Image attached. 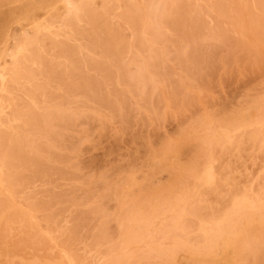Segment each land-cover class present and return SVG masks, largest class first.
<instances>
[{
  "label": "rangeland",
  "instance_id": "obj_1",
  "mask_svg": "<svg viewBox=\"0 0 264 264\" xmlns=\"http://www.w3.org/2000/svg\"><path fill=\"white\" fill-rule=\"evenodd\" d=\"M73 1L0 0V264H264V0Z\"/></svg>",
  "mask_w": 264,
  "mask_h": 264
},
{
  "label": "bare ground",
  "instance_id": "obj_2",
  "mask_svg": "<svg viewBox=\"0 0 264 264\" xmlns=\"http://www.w3.org/2000/svg\"><path fill=\"white\" fill-rule=\"evenodd\" d=\"M102 1H103V0H102ZM109 1H111V0H109ZM176 1H177V0H176ZM205 1H206V0H205ZM91 3H92V2H91ZM93 3H94V2H93ZM102 3H103V2H102ZM177 3H178V2H177ZM67 4H68V5L70 6V8H71L70 10H73L75 13L81 11V10H82V6L84 5V4H83V5L80 6L77 2H74L73 0H67ZM90 5H91V4H90ZM93 5H94V4H93ZM98 5H103V4H98ZM224 5H225V4H224ZM88 6H89V5H87V7H88ZM169 6H170V5H169ZM179 6H180V5H178L177 7H179ZM181 6H182V5H181ZM89 7H91V6H89ZM116 7H117V6H116ZM97 8H98V7H97ZM83 9H84V8H83ZM98 9H99V8H98ZM167 10H168V9H167ZM84 11H87V12H88L87 9L84 10ZM172 11H173V10H172ZM87 12H86V14H87ZM100 12H101V11H100ZM166 12H168V11H166ZM71 13H72V12H71ZM79 13H80V12H79ZM94 13H95V11H94ZM183 13H184V12H183ZM82 14H84V13H83V10H82ZM101 14H104V13L101 12ZM125 14H126V13H125ZM70 15H71V14H70ZM130 15H132V14H130ZM170 15L172 16L171 11H170ZM185 15H186V14H185ZM86 16H87V15H86ZM98 16H100V14H98ZM102 16H103V15H102ZM104 16H105V15H104ZM108 16H110V15L107 14V18H106V16H105L104 18H105V19H109ZM136 16H137V15H136ZM136 16H135V17H136ZM87 17H88V16H87ZM129 17H131V16H129ZM133 17H134V16H133ZM224 17H225V16H224ZM83 18L86 19L85 17H83ZM83 18L81 17L80 19H83ZM97 18H98V17H97ZM97 18H96V19H97ZM99 18H101V17H99ZM99 18H98V19H99ZM123 18H124V17H123ZM169 18H170V17H169ZM87 19H88V18H87ZM125 19H126V18H125ZM231 19H232V18H231ZM132 20H133V19H132ZM140 20H141V18H140ZM165 20H166V19H165ZM170 20H171V19H170ZM85 21H86V20H85ZM125 21H126V20H125ZM136 21H137V19H136ZM86 22H87V21H86ZM95 22H96V21H95V19H94V23H95ZM108 22H109V21H108ZM108 22H107V24H108ZM110 22H111V21H110ZM110 22H109V23H110ZM168 22H169V21H168ZM94 23H93V27H94ZM105 23H106V22H104V21H103V23H101L102 25L104 24V26H102V27H105ZM130 23H132V22H130ZM134 23L136 24V22H134ZM97 24H98V23H97ZM166 24H167V23H166ZM56 25H57V24H56ZM132 25H133V24H132ZM132 25H131V26H132ZM51 26H52V25H51ZM91 26H92V25H91ZM96 26L98 27V25H96ZM109 26H110V25H109ZM68 27H69V26H68ZM71 28H72V27H71ZM83 28H84V27H83ZM85 28H87V27H85ZM85 28H84V29H85ZM95 28H96V27H95ZM98 28H99V27H98ZM131 28H132V27H131ZM72 29H73V28H72ZM74 29H75V28H74ZM88 29H89V28H88ZM93 29H94V28H93ZM93 29H91V30L93 31ZM96 29H97V28H96ZM78 30H79V29H78ZM80 30H81V29H80ZM132 30H134V29L132 28ZM135 30H136V29H135ZM177 30H178V29H177ZM111 31H113V30H111ZM114 31H115V30H114ZM147 31H148V30H147ZM97 32H98V31H97ZM97 32H96V33H97ZM108 32H109V31H108ZM132 32H133V31H132ZM71 33H72V32H71ZM96 33H95V37H96ZM134 33H135V32H134ZM136 33H137L136 35L139 34V33H138V30H136ZM147 33H148V32H147ZM58 34H59V33H58ZM75 34H76V33H75ZM103 34L105 35L104 32H103ZM53 35H54V34H53ZM35 36H36V35H35ZM140 36H141V35H140ZM150 36H151V35H150ZM27 37H28V36H27ZM134 37H135V36H134ZM141 37H142V36H141ZM49 38H50V37H49ZM110 38H111V37H110ZM160 38H161V37H160ZM25 39L27 40V42L30 41L28 38H25ZM107 39H108V38H107ZM137 39H138V36H137ZM141 39H142V38H141ZM31 40H32V39H31ZM114 41H115V40H114ZM143 41H145L144 38H143ZM143 41H141L140 43H142ZM35 42H36V41H35ZM157 42H158V41H157ZM118 43H119V42H118ZM137 43H138V42H137ZM137 43H136V44H137ZM28 44H29V45H27V46H25V47H29V48H30L34 43H33V42H28ZM97 44H98V43H97ZM121 44H122V43H121ZM123 44H124V43H123ZM111 45H112V44H110V47H111ZM116 45L118 46V44H115V46H116ZM140 45H141V44H140ZM145 45H147V44H145ZM145 45H144V46H145ZM33 46H34V45H33ZM37 46H38V45H37ZM124 46L126 47L127 45H124ZM124 46H122V47H124ZM91 47H92V46H89V48H91ZM99 47H100V46H99ZM105 47H106V46H105ZM122 47H121V48H122ZM141 47H142V46H141ZM146 47H149V46H146ZM146 47H145V48H146ZM32 48H33V47H31V49H32ZM87 48H88V47H87ZM89 48H88V50H89ZM92 48H93V47H92ZM100 48H102V47H100ZM107 48H108V47H107ZM26 49H27V48H26ZM95 49L98 50V48H95ZM138 49H139V46H138ZM143 49H144V47H143ZM143 49L141 50V52H140V50H139V52L142 53ZM27 50H28V49H27ZM32 50H33V49H32ZM32 50H31V51H32ZM44 50H45V49H43V52H44ZM77 50H78V48L76 49V51H77ZM92 50H94V48H93ZM92 50H91V51H92ZM123 50H124V48H123ZM144 50H147V49H144ZM76 51H75V52H76ZM94 51H95V50H94ZM124 51H125V50H124ZM148 51H150V50H147L146 52H148ZM35 52H36V51H35ZM39 52H41V51H39ZM92 52H93V51H92ZM150 52H151V51H150ZM153 52H154V51H153ZM155 52H156V51H155ZM77 53H78V52H77ZM77 53H75V54H77ZM84 53H85V52H84ZM94 53H95V52H94ZM106 53H107V52H105V54H106ZM113 53H114V52H113ZM115 53H116V52H115ZM156 53H157V52H156ZM37 54H38V53H37ZM70 54H71V53H70ZM79 54H81V53H79ZM116 54H117V53H116ZM149 54H150V53H149ZM23 55H24V54H23ZM32 55H33V54H32ZM40 55H41V53H40ZM42 55H43V54H42ZM44 55H45V53H44ZM109 55L111 56V54H109ZM109 55H107V58H110ZM117 55L120 56V53H118ZM127 55H128V54H127ZM143 55H144V54H143ZM157 55H158V54H157ZM35 56H36V54H35ZM63 56H64V55H63ZM74 56H75V55H74ZM114 56H115V54H114ZM122 56H123V55H122ZM149 56H150V55H148V57H149ZM36 57H37V56H36ZM40 57H41V56H40ZM40 57H39V59H40ZM112 57H113V56H112ZM115 57H117V56H115ZM43 58H44V57H43ZM39 59H38V60H39ZM41 59H42V58H41ZM66 59H67V58H66ZM66 59H65V60H66ZM77 59H78V58H77ZM87 59H88V57H87ZM62 60H63V58L60 59V61H58V63L62 62ZM68 60H69V59H68ZM70 60H71V59H70ZM89 60H91V58H90ZM117 60H118V59H117ZM34 61H35V59H34ZM73 61H74V60H73ZM79 61H80V59H79ZM41 62H42V61H41ZM41 62H39V63L41 64ZM63 62H64V60H63ZM80 62H81V61H80ZM90 62H91V61H90ZM32 63H33V61H32ZM39 63H38V64H39ZM71 63H72V62H71ZM77 63H79V62H77ZM88 63H89V62H88ZM97 63H99V62L97 61ZM117 63H118V62H117ZM29 65H30V63H29ZM55 65H56V63H55ZM73 65H74V64H72V66H73ZM94 65H95V64H94ZM57 66H58V65H57ZM59 66H62V65H59ZM64 66H65V65H64ZM72 66H71V67H72ZM76 66H77V65H76ZM102 66H104V64L101 65V67H102ZM36 67H37V66H36ZM36 67H35V68H36ZM74 67H75V66H74ZM97 67H100V66H97ZM101 67H100V68H101ZM41 68H42V67H41ZM43 68H44V67H43ZM63 68H65V67H63ZM32 69H33V68H32ZM38 69H39V68H38ZM59 69H60V68H59ZM71 69H72V68H70V70H71ZM91 69H92V68H91ZM93 69H94V67H93ZM102 69H105V66L102 67ZM102 69H101V70H102ZM29 70H30V69H29ZM43 70H44V69H43ZM64 70H65V69H64ZM96 70H97V69H96ZM108 70H109V67L107 68V70H102V71H105V72H106V71H108ZM46 71H47V70H46ZM48 71H49V70H48ZM60 71H63V70H60ZM122 71H123V69H122ZM122 71H121V72H122ZM30 72H31V71H30ZM34 72H35V71H33L32 74H35V73H36V72H35V73H34ZM64 72H65V71H64ZM64 72H62V73H64ZM128 72H129V71H128V68H127V70H126V74H128ZM54 73H55V72H54ZM56 73H57V70H56ZM58 73H59V75H60V72H59V71H58ZM71 73H72V71H71ZM76 73H77V72H76ZM37 74H38V73H37ZM43 74H44V73H43ZM43 74H41V75H43ZM46 74H48V72H47ZM106 74H107V72H106ZM112 74H113V73H112ZM112 74H111V75H112ZM143 74H144V73H143ZM18 75H19V74H18ZM35 75H36V74H35ZM111 75H110V76H111ZM124 75H125V74H124ZM28 76H29V75H28ZM76 76H77V75H75V77H76ZM79 76H80V75H79ZM79 76H77V77H79ZM48 77H49V75H48ZM59 77H60V76H59ZM100 77H103V76H100ZM111 77H112V76H111ZM111 77H109V78H111ZM126 77H127V76H126ZM136 77H137V76H136ZM143 77H144V76H143ZM14 78H15V77H14ZM29 78L31 79V76H30ZM87 78H88V77H87ZM94 78H95V77H94ZM112 78H113V77H112ZM112 78H111V79H112ZM128 78H129V77H128ZM128 78H127V80L129 81ZM55 79H56V78H55ZM91 79H92V77H91ZM113 79H114V78H113ZM113 79H112L111 81H113ZM139 79H141V78H139ZM40 80H41V79H40ZM44 80H45V79H44ZM84 80H87V79L85 78ZM94 80H95V79H94ZM114 80H115V79H114ZM135 80H136V79H135ZM15 81H16V80H15ZM54 81H55V80H54ZM54 81H53V82H54ZM91 81H92V80H91ZM91 81H90V83H91ZM101 81H102V80H101ZM128 81H127V82H128ZM131 81H132V80H131ZM133 81H134V80H133ZM26 82H27V81H26ZM62 82H63V81H62ZM114 82H115V81H113V84H114ZM136 82H137V80H136ZM139 82H140V81H139ZM43 84H44V83H43ZM56 84H57V83H56ZM79 84H80V83H79ZM100 84H102V83H100ZM135 84H136V83H135ZM102 85H103V84H102ZM102 85H101V86H102ZM150 85H151V84H150ZM56 86H57V85H56ZM93 86H94V84H93ZM114 86H115V85H114ZM43 87H45V86H43ZM103 87H104V86H103ZM132 87H134V86H132ZM46 88H47V87H46ZM115 88H116V87H115ZM93 89H94V88H93ZM93 89H92V90H93ZM97 89H98V88H97ZM116 90H118V88H117ZM103 91H104V90H103ZM34 92H35V91H34ZM40 92H41V91H40ZM40 92H38V93H40ZM39 95H40V94H39ZM98 95H99V94H98ZM41 96H42V95H41ZM39 97H40V96H39ZM118 102H119V101H118ZM119 103H120V102H119ZM114 104H116V102H115ZM122 104H123V103H122ZM122 106H123V105H122ZM117 108H118V107H117ZM19 112H20V111H19ZM20 113H21V112H20ZM14 115H15V113H14ZM16 115H17V117H18V116H21V117L24 116V118H25V117H26V118H30L31 115H33V114H31L30 112H27L26 114H22V115H21V114H18V113H17ZM16 115H15L14 118H16ZM12 116H13V115H12ZM11 118H12V117H11ZM60 118H62V117H60ZM31 119L34 120V118H31ZM52 120H53V119H52ZM21 121H22V120H21ZM27 122H28V121H27ZM30 122H31V121L29 120V123H30ZM29 123H28V124H29ZM57 123H58V122H57ZM63 124H64V123H63ZM29 125H30V124H29ZM30 126H31V125H30ZM0 130H1V129H0ZM1 132L4 133L3 131H1ZM2 133H1V134H2ZM1 134H0V135H1ZM2 136H3V134H2ZM0 140H2V139H0ZM16 140H17V139H16ZM13 141L15 142V140H13ZM5 142H7V141L5 140ZM14 142H13V143H14ZM9 143H10V142H9ZM13 143H12V145H14ZM17 143H18V141H17ZM19 145H21V144L18 143V146H19ZM56 147H57V145H56ZM10 148H11V147H10L9 145H6L5 143L2 144L1 141H0V156H2V157L5 156V155H2V153L6 152V151H10ZM37 152H38V151H37ZM20 156H22V155H20ZM3 158L5 159V157H3ZM11 159L13 160V157H12ZM12 160H11V161H12ZM22 160H23V159H22ZM24 160H25V159H24ZM24 160H23V161H24ZM6 161H7V159H6ZM20 161H21V160H20ZM5 163H6V162H5ZM5 163H4V164H5ZM17 163H18V162H17ZM32 165H33V164H32ZM2 166H3V165H2ZM25 166H26V165H25ZM25 166H24V168H25ZM13 167H14V166H13ZM19 167H20V166H19ZM31 167H32V166H31ZM31 167H29V168H31ZM21 168H23V167H21ZM15 169H16V168H15ZM9 170H10V169H9ZM12 170H14V169H12ZM8 172H9V171H8ZM11 172H12V171H11ZM11 172H9V173H11ZM14 172H15V170H14ZM14 172H13V174H14ZM18 172H19V171H18ZM24 173H25V172H24ZM2 174H3V173H2ZM206 174H207V173H206ZM0 175H1V174H0ZM3 175H4V174H3ZM3 175H2V176H3ZM7 175L9 176V174H7ZM2 179H3V178H2ZM8 179H9V178H8ZM18 179H19V176H18L17 180H18ZM21 179H22V178H21ZM21 181H22V180H21ZM21 181H20V182H21ZM16 182H17V181H16ZM3 183H4V182H3ZM7 183H8V182H7ZM10 183H11V182H10ZM10 183H9V184H10ZM203 183H204V182H203ZM5 184H6V183H5ZM15 184H16V183H15ZM3 185H4V184H3ZM20 185H21V184H20ZM25 185H26V184H25ZM25 185H24V186H25ZM0 186H1V185H0ZM15 186H16V185H15ZM15 186H14V187H15ZM20 187H21V186H20ZM9 188H10V187H9ZM15 188H16V187H15ZM23 188H24V187H23ZM10 190H11V189H10ZM17 190H18V189H17ZM14 191H15V189H14ZM5 193H6V192H5ZM10 193H11V192H10ZM13 194H14V193H13ZM10 197H11V196H10ZM11 198H12V197H11ZM15 198H16V197H15ZM200 198H201V196H200ZM202 199H203V198H202ZM35 204H36V203H35ZM205 204H206V203H205ZM205 204H204V205H205ZM33 205H34V204H33ZM39 205H40V204H39ZM39 205H38V206H39ZM29 206H30V205H29ZM34 206H35V205H34ZM34 206H33V208H34ZM41 206H42V205H41ZM36 207H37V206H36ZM39 207H40V206H39ZM199 207L202 208V206H199ZM207 207H208V206H207ZM207 207H205V209H206ZM33 208H32V209H33ZM203 208H204V207H203ZM208 208H209V207H208ZM32 209H31L30 211H32ZM44 209H45V208H44ZM34 210H35V208H34ZM36 210H38V209H36ZM36 210H35V212H36ZM39 210H40V208H39ZM41 210H42V209H41ZM42 211H43V210H42ZM203 211H204V210H203ZM33 212H34V211H33ZM35 212H34V213H35ZM90 214H91V213H90ZM29 215H30V214H29ZM91 215H92V214H91ZM211 215H212V214H211ZM30 216H31V215H30ZM30 216H29V218H30ZM199 216H200V213H199ZM199 216L197 215V218H196L197 220H198V218H200ZM51 217H53V216H51ZM47 218L49 219L48 216L46 217V219H47ZM53 218H55V216H54ZM53 218H51V219H53ZM213 218H214V217H213ZM10 219H11V218H10ZM100 219H101V218H100ZM201 219H203V218H201ZM201 219H200V220H201ZM53 220H54V219H53ZM200 220H199V221H200ZM48 221H49V220H48ZM205 221H206V220H205ZM209 221H211V220H209ZM209 221H208V222H209ZM31 222H32V220H31ZM50 222H51V221H50ZM206 222H207V221H206ZM7 223H10V222H7ZM143 224H144V223H143ZM56 227H57V225H56ZM101 227H102V226H101ZM55 229H56V228H55ZM63 234H64V233H63ZM73 234H74V233H73ZM98 234H99V233H98ZM47 235H48V233H47ZM100 235H101V234H100ZM48 236H49V235H48ZM96 236H97V234H96ZM103 236H104V235H103ZM96 238H97V237H96ZM48 239H49V238H48ZM51 242H52V240H51ZM64 242H65V241H64ZM95 243H96V242H95ZM58 245H60V242H59ZM63 245H65V244H63ZM63 245H60V246H63ZM90 245H91V244H90ZM54 246H55V245H54ZM90 247H91V246H90ZM56 248H58V247L56 246ZM60 250H62V249H60ZM90 250H91V249H90ZM60 253H62V252H60ZM65 253H66V252H65ZM60 255H62V254H60ZM63 255L65 256V254H63ZM71 259H72V261H73L74 258H71ZM68 261H69V260H68ZM75 262H76V261H75ZM73 263H74V262H73ZM74 264H75V263H74Z\"/></svg>",
  "mask_w": 264,
  "mask_h": 264
}]
</instances>
